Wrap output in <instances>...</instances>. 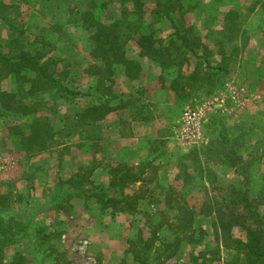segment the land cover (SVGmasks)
Masks as SVG:
<instances>
[{"label":"rangeland","instance_id":"rangeland-1","mask_svg":"<svg viewBox=\"0 0 264 264\" xmlns=\"http://www.w3.org/2000/svg\"><path fill=\"white\" fill-rule=\"evenodd\" d=\"M7 1L18 5V9H8L6 14L24 27L21 43L26 49L43 50L57 61L54 67L64 74L56 77L65 84L85 92L93 89L91 92L101 95L130 93L126 107L131 113L139 111L143 101L139 98L147 91L145 102L156 101L155 112L158 106H164L169 122L176 118L178 135L184 141L188 140L185 108L191 107L201 114L202 128L193 148H183L179 155L172 153L162 158L161 170L172 171L170 174L161 173L164 178L159 180L158 171L147 168L143 174L147 180L128 183L123 189L133 201L109 203L107 207L96 197L87 196L109 193L112 189L121 193L118 180L123 172L110 176H106L108 171L96 173L97 148L84 150L77 144L81 136L91 132L90 128L80 125L77 130L71 129L75 134L69 135L71 131L65 126L81 107L85 110L89 106L90 99L65 104L53 94H36L33 100L50 115L59 145L53 152L39 155L19 152L20 143L9 142L8 126L0 120V264L15 262V251L22 249L18 242L5 248L1 240L19 235L33 238V246L28 249H36L39 263L17 260L15 264H192V254L203 264H244L242 257L225 247L217 216L207 212L213 206H227L226 201L239 198L244 192L250 197L264 192V0H177V22L189 33L190 41L214 64L227 55L224 61L230 73L209 76L202 72L197 80L190 79L189 63L173 47L169 53L178 66L161 71L150 64L145 51L137 45L138 34L131 33L126 56L144 67V79L137 82L123 81L122 70L110 73L106 64L92 60L95 28L89 29L78 21L77 12L85 10L89 1L99 6L107 2L106 9L95 11L101 19L123 17L117 0ZM152 7L151 3L147 6ZM229 10L245 15L239 32L223 24ZM143 28L157 31L164 47L169 45L174 32L164 21L156 22L150 29L144 24ZM11 35L0 27L1 51L8 50ZM93 64L102 76L86 72ZM181 73L184 75L176 90L172 82ZM3 86L8 90L16 88L13 75ZM164 88L168 90L166 94L161 93ZM136 115L148 116L144 110ZM222 136L231 139L226 149L222 148ZM234 137L240 139L235 143ZM238 147L247 165L240 163L232 168L224 164L227 152ZM108 153L111 158V146L103 151L106 156ZM81 160L88 163L80 167ZM85 168L93 169L92 173ZM76 173L85 182L73 189L69 177ZM62 193L66 195L62 197ZM117 206L133 212H113ZM186 209L194 211V219L185 227ZM26 225L30 226L26 229ZM201 230L203 236L198 234ZM194 231L199 238L192 240L198 243H189Z\"/></svg>","mask_w":264,"mask_h":264},{"label":"trees","instance_id":"trees-1","mask_svg":"<svg viewBox=\"0 0 264 264\" xmlns=\"http://www.w3.org/2000/svg\"><path fill=\"white\" fill-rule=\"evenodd\" d=\"M113 1L115 2L116 0ZM117 1L123 8V17L118 19H113L110 16L108 20H105L96 15V9H106L107 2L105 1L100 6L95 1H89V5L85 10L77 12L79 15L78 21L82 25L89 29L95 28V32L92 35V60L106 64L110 73L114 71L121 72L120 70H122L123 74L130 78L131 81L137 82L143 79L142 70L144 67L139 61L126 56L125 47L132 40L133 36L130 35L131 33L133 35L138 34L135 37L137 45L145 51L150 64L157 66L161 71L178 66L176 59L172 58L169 53V50L173 47L174 51H178L181 56L184 55L185 60L189 63V75L187 76L190 79L197 80L202 72L209 76H213L216 73L223 75L230 73V69L226 67L228 63L224 61L227 55H223V59L219 63L214 64L208 56L196 49L192 40L190 41L189 33L183 31L177 22L175 11L178 7L177 0ZM7 2V0H0V27L12 33L9 43H7L8 50L5 52L0 50V120L8 126L9 133L6 137L10 139L9 142L20 143L18 146L19 152L24 150L29 155H39L47 151L53 152L59 145L56 140V131L50 115L41 109L39 103L33 100L36 94H53L59 100L67 102L79 101L82 98L90 99V104L85 111L83 113L79 112L73 119L74 122L70 121L65 124L70 131L71 129L77 130L76 128H79L80 125L89 126L91 122L104 118L111 110L110 101L105 100L100 93L91 92L93 89L85 92L65 84L56 77V75L64 74L62 72L59 74L54 67L58 63L57 61L55 63L54 59L49 57L43 50L34 49L33 51L26 49L21 43L25 35L24 27L17 24L16 19L6 14L8 9H18V5L15 6ZM150 3L153 4L152 9L147 8ZM19 14L18 12L17 15ZM244 17L245 15L242 13L229 10L225 13L223 24L227 26V29L239 32ZM159 21L168 22L170 28L174 30L173 34L170 35L172 38L167 47H164V41L158 37L157 31L143 28L144 24L146 28H153V24ZM241 34L243 35V33ZM233 40L229 39V41ZM192 65H194L193 68L191 67ZM96 67L98 66L93 64L86 72L92 76H97V73L102 76L101 71L96 72ZM10 75H13L17 82V86L13 90H8L3 86V82ZM183 75L181 73L175 77L172 82V88L178 90L177 87L180 84L178 81ZM245 76L248 77V73H245ZM255 79L259 80V77H255ZM186 88L188 87H182L181 89ZM75 132L71 131L69 135H73ZM77 134L79 135V131ZM92 139H94V134L89 133L86 136V140L90 141ZM222 139V144L224 145L222 148L225 147L226 149L229 147L231 139H227L225 136H222ZM239 139L234 137L233 141L236 143ZM238 148L227 152V157L223 158L224 164L235 168L240 163L244 165L247 163L241 153V147ZM80 169L82 170V168ZM84 170L87 173H92L91 171H93V169L89 170L87 168ZM77 175L78 173L69 177L70 184L73 186L71 188L73 189L79 188L85 182V179H80ZM127 178L128 175H125L118 180L121 185V193H118L116 189H112L109 193L102 191L91 195L88 194L87 199L96 197L97 201L101 200L107 207L109 203L117 205L122 202L133 201L132 196L125 194L123 189L128 183L137 182V178L133 176ZM111 185H116V182H112ZM63 195L65 196L66 194L62 193V197ZM258 195L250 197L248 193L244 192L239 198L226 201L227 206L224 204L217 208L213 206L212 210L210 209L207 212L217 216L218 228L221 231L225 247L235 252L238 258L242 257L244 264H264V201L261 198V196L264 197V192L263 195ZM134 201L136 203V200ZM106 206L103 208H107ZM113 208V212H133L126 207L117 206ZM188 209H186L187 211L184 214L187 220L185 227L190 226L194 219V211ZM203 213L204 211H202ZM29 226L26 225L25 228L27 229ZM196 233L191 234L189 243H198V241L192 240L199 238ZM239 233L244 236H237ZM198 234L203 236L205 233L201 230ZM2 240L1 242L5 248L17 242L22 245V249H18L14 253L13 260L15 262L20 260L39 263L35 255L36 249L34 251L28 249V247L31 248L30 245L33 246L32 237L28 238V236L19 235L15 239L3 238ZM25 240L27 242H24ZM198 261L199 257L192 254V264H203ZM15 262L11 264H15Z\"/></svg>","mask_w":264,"mask_h":264},{"label":"crops","instance_id":"crops-1","mask_svg":"<svg viewBox=\"0 0 264 264\" xmlns=\"http://www.w3.org/2000/svg\"><path fill=\"white\" fill-rule=\"evenodd\" d=\"M127 58L133 59L128 55ZM120 77L123 81H131L130 78L122 73H120ZM164 89H162L161 93L166 94L168 90ZM111 93L103 95L105 100L110 101L111 110L101 120L91 122L89 126L86 125V127L90 128V133L94 134V139L89 141L86 140V137L81 136L79 143H77L79 144V149L85 150L87 147L97 148L95 159L96 173L108 171L109 174L106 176H110L123 172L121 178L128 173V178L131 176L137 178V182L131 183H141L142 180H147L143 175L145 170L152 167L158 171V179H163L164 177L161 173L167 172L170 174L172 171L161 170L162 158L172 153L179 155L180 151L183 152V148L191 149L194 144L184 141L178 135L176 118L169 122L166 116L167 110L163 108V105L162 108L158 106L159 111L155 112L154 105L158 103L156 101L145 102L144 97L147 96V91L144 93V97L139 98V101L143 100L139 111L133 113L129 112L126 107L127 97H130V93L124 92L121 94L120 91L115 92L114 95ZM63 102L67 103V101ZM83 110L81 107L78 112L83 113L85 111ZM142 110L147 112V118H137L136 114L141 113ZM84 131L85 129L81 131V134ZM110 146L112 147L111 158H109V153L108 156L103 154L106 147ZM158 150L159 152H157ZM153 154L154 156H152ZM80 162V167L88 163L86 160H81ZM117 168H121V170L115 172ZM129 172L136 173L132 175ZM116 191L118 190L116 189Z\"/></svg>","mask_w":264,"mask_h":264},{"label":"built area","instance_id":"built-area-1","mask_svg":"<svg viewBox=\"0 0 264 264\" xmlns=\"http://www.w3.org/2000/svg\"><path fill=\"white\" fill-rule=\"evenodd\" d=\"M183 118L187 130V141L194 143V139L200 137V131L202 128L201 114L195 111L193 108L187 107L185 108Z\"/></svg>","mask_w":264,"mask_h":264}]
</instances>
